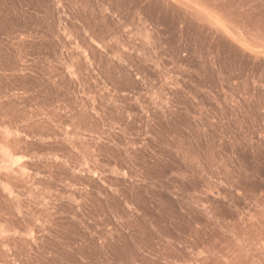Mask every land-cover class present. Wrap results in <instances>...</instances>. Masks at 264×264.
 Here are the masks:
<instances>
[{"label":"rangeland","instance_id":"obj_1","mask_svg":"<svg viewBox=\"0 0 264 264\" xmlns=\"http://www.w3.org/2000/svg\"><path fill=\"white\" fill-rule=\"evenodd\" d=\"M0 264H264V0H0Z\"/></svg>","mask_w":264,"mask_h":264}]
</instances>
